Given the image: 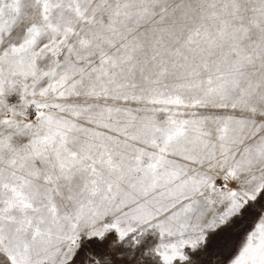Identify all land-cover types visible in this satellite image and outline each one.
<instances>
[{
  "label": "snow or ice",
  "instance_id": "1",
  "mask_svg": "<svg viewBox=\"0 0 264 264\" xmlns=\"http://www.w3.org/2000/svg\"><path fill=\"white\" fill-rule=\"evenodd\" d=\"M0 264H264V0H0Z\"/></svg>",
  "mask_w": 264,
  "mask_h": 264
}]
</instances>
